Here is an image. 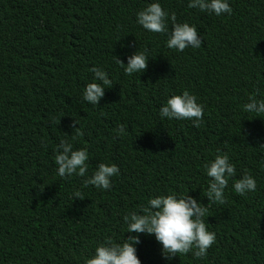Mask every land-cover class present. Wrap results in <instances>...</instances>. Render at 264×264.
Segmentation results:
<instances>
[{
	"label": "trees",
	"instance_id": "trees-1",
	"mask_svg": "<svg viewBox=\"0 0 264 264\" xmlns=\"http://www.w3.org/2000/svg\"><path fill=\"white\" fill-rule=\"evenodd\" d=\"M151 2L194 26L201 47L169 49L166 34L139 25ZM227 2L231 14L216 16L189 0H0V264H83L97 243L134 235L124 215L169 193L208 203L215 243L204 258L166 260L154 235L135 234L141 264H264V114L243 110L256 89L264 99V0ZM144 50L142 73L116 63ZM94 66L113 83L98 105L82 95ZM184 90L203 106L200 127L159 114ZM61 140L87 149L88 176L101 162L117 165L111 187L60 177ZM218 153L236 168L223 205L204 196L203 165ZM244 172L257 187L241 196L233 180ZM77 190L84 198L72 200Z\"/></svg>",
	"mask_w": 264,
	"mask_h": 264
},
{
	"label": "clouds",
	"instance_id": "clouds-1",
	"mask_svg": "<svg viewBox=\"0 0 264 264\" xmlns=\"http://www.w3.org/2000/svg\"><path fill=\"white\" fill-rule=\"evenodd\" d=\"M188 8L198 9L201 12L214 13L216 16L231 14L232 8L227 0H189ZM137 23L145 30L153 33L166 34V45L169 49L183 52L186 48L198 49L202 39L197 29L187 22H177L175 13L166 12L160 3L151 2L136 14ZM147 50L135 51L127 57V63L115 56L116 63L124 67L127 75L142 73L148 67ZM93 73L94 82L87 83L83 89V99L91 104L98 105L104 96L105 88H110L113 83L108 73L98 67L89 69ZM259 89L248 97V102L243 105L246 112H254L258 117L264 114V99H257ZM160 116L168 119H189L195 127H200L203 121L204 109L197 102V97L188 90L182 94L168 96L159 112ZM59 123V119H58ZM74 120L71 125L76 129V135L84 133L76 126ZM118 133L125 132L124 125H119ZM89 156L86 148L74 149L73 144L61 140L57 145L55 163L57 174L60 177L78 175L87 177L83 184L85 187L93 185L99 189H109L111 178L119 174L115 164L99 163L91 176H88ZM207 176L210 178L204 196L208 202L223 205L225 203L224 190L229 179L236 177V168L230 163L227 153H218L214 159L203 165ZM256 180L247 172L233 180L234 191L244 196L256 190ZM83 199L80 191L73 193L72 200ZM208 205V203H207ZM186 194L177 196L175 193L157 195L142 207L140 212L132 211L123 216L127 224V232L134 233L123 238L121 242H114L111 237L104 242L97 243L94 254L86 257L83 264H141L136 255L135 244L139 236L135 234L154 235L157 242L162 245L161 254L166 260L178 254H188L196 258H204L207 250L215 243L214 232L208 230L205 219L208 206Z\"/></svg>",
	"mask_w": 264,
	"mask_h": 264
}]
</instances>
